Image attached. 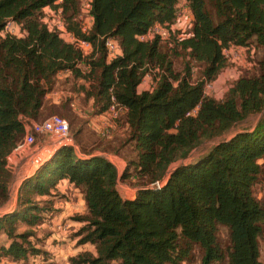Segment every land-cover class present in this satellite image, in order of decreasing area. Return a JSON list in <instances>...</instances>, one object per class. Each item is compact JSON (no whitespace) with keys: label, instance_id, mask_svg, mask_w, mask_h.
<instances>
[{"label":"trees","instance_id":"1","mask_svg":"<svg viewBox=\"0 0 264 264\" xmlns=\"http://www.w3.org/2000/svg\"><path fill=\"white\" fill-rule=\"evenodd\" d=\"M179 1L91 0L92 26L84 31L79 0H0V207L9 201L12 181L7 158L25 134L20 117L40 121L58 76L91 85L86 95L101 105L96 115L106 113L114 97L125 108L127 127L123 136L103 139L89 152L61 147L25 180L16 208L0 216V236L9 239L0 258L42 256L34 229L54 206L39 198L57 196L66 180L87 208L75 220L83 226L74 238L96 250L79 253L70 264H192L195 247L200 264H264V204L255 194L264 173V120L170 171L204 143L264 111V0H186L192 17L187 38L173 29ZM46 8L61 11L67 32L91 45L89 54L49 30L42 20ZM9 22L23 36H3ZM156 25L168 37L139 39ZM109 38L122 50L110 61ZM253 46L263 52L257 72L239 77L221 100L206 95L205 86L229 67L225 50L250 52ZM178 56L186 61L183 72L174 69ZM194 68L200 78L194 79ZM148 75L153 88L139 92ZM127 146L134 157H125L121 176L102 156L81 157L102 150L122 158ZM118 179L140 186L133 199L122 198ZM157 182L162 185L153 189ZM19 225L28 230L19 232Z\"/></svg>","mask_w":264,"mask_h":264},{"label":"rangeland","instance_id":"2","mask_svg":"<svg viewBox=\"0 0 264 264\" xmlns=\"http://www.w3.org/2000/svg\"><path fill=\"white\" fill-rule=\"evenodd\" d=\"M90 6H91V0H79V7H80V13L78 16L79 21H81L83 27V30L88 31L92 26V19L90 16ZM51 10V9H49ZM53 12V10H52ZM42 17L45 19V21L49 22L51 26H54L53 20V14L49 11L45 13V11L42 14ZM191 18L190 16H186L179 22H176L175 26L173 27L174 31L177 33V36L179 38H187L189 36L190 28H191ZM12 34L18 37L23 36V32L21 30V27L14 23L10 22L9 27L3 32V36L6 34ZM164 36H167V33L164 31L162 32ZM168 37V36H167ZM241 53L235 57L229 58V67L222 71L217 78L215 82H212L213 86L208 91V95L214 97L217 100H221L225 95H227L228 91L233 87L234 82L241 76L246 74H253L256 73L258 70V63L262 60L263 52L261 49L257 48L256 46H253L251 48V51L248 52L247 50L240 48L239 49ZM185 59L183 56H178L174 59V69L177 72H183L185 69ZM193 76L194 79L200 78V71L198 72L197 68L193 69ZM152 84V76L145 77L144 81L139 87V92L148 90L150 88H153ZM86 87V88H85ZM85 88V89H84ZM84 89V90H83ZM87 90L91 91V85L89 83H85L81 80L73 79L68 74L62 75L60 79H55L52 85L49 87L48 94L50 96V99L45 101V110L43 114L40 116V121L42 122L45 119L51 117V116H58L69 124L70 133L68 134L69 140L67 141L70 146H73L78 153L80 154V150L83 148L87 152H89L92 148L97 146L100 141L103 139L105 140H111L110 138H104L103 128L107 127L108 125L114 127V135L112 134V137H118L123 136V133H118L119 131V123L118 120L112 119L108 115H102L101 117L96 118V112L100 108L101 105L98 107L95 106L94 102L92 101V98H88L86 95ZM56 102H53L54 100ZM123 114L119 116L118 119L121 118ZM95 119V120H94ZM114 120V121H113ZM123 119L121 118L120 121ZM264 120V111L257 115H252L245 121L236 124L227 134L224 136L204 143L202 146H200L198 149L194 150L192 153V156L185 160V162H179L177 164H174L171 166L170 171L177 168L182 163H188L194 159L200 158L202 155L207 153L213 146L233 138L236 134L243 132V131H251L253 130L258 123ZM38 140L47 141L50 144L46 145L51 151H55L60 149L58 147L60 145L58 139L52 138L50 136H36V142ZM125 140V139H124ZM82 145V146H81ZM80 146V147H79ZM81 148V149H79ZM38 150L39 148H33L32 150ZM33 151H30L26 156L22 157L21 163L24 166V161L31 155ZM130 146H127L123 151L122 155L123 157L117 156L115 153H107L102 150H98L95 154L98 156H105V157H112L114 158V161L116 160L117 163L121 164L122 160L123 162H126L125 157L133 158L134 154L132 153ZM94 155V154H92ZM21 157H18L20 159ZM17 159V161H18ZM15 161V160H14ZM15 161V162H17ZM20 160L18 161V163ZM260 164L264 166V159L260 161ZM22 167V166H21ZM29 168H24L21 170H13L11 171L12 174V186L10 190V196L9 201L4 205L0 207V216L2 217L5 214L11 213L17 206L18 201V194L17 189L18 185L21 182V179L23 176H25L27 170ZM156 184V183H155ZM153 184V185H155ZM11 185V184H10ZM140 186L134 183H131L129 181H124L122 179H119L118 189L122 192L125 191L129 193L133 190H138ZM129 190V191H127ZM67 195H62V193L57 194V196H54L55 199L47 198V199H39L41 202H44L47 200V202H52L53 206L55 207L56 202L65 201V199L70 201L78 200V197H71L72 194H80V193H73L72 191L67 190ZM255 194L258 197V199L261 200L264 204V173L260 177L256 187H255ZM61 195L62 197H60ZM69 195V196H68ZM68 198V199H67ZM39 201V202H40ZM53 207V208H54ZM53 211V210H52ZM59 213V209L54 208V211L49 213L48 216H45V222L46 228L45 229H38L37 227L34 229L36 236L37 233L41 234V238L37 239L38 244L37 246L41 248L42 250V256H33L31 255L27 260H22L19 262H16L8 257H1L0 258V264H57V263H49L48 258L53 257V252L49 251L46 246L47 236L56 234V235H62L61 237H66L67 239H73L75 237V234L82 228V224L80 222L75 221L80 216L85 215V213H73L69 217V221L75 226L71 227V229L65 230V224L66 221L62 222L61 226L52 227L51 218H53L54 215H57ZM69 223V222H68ZM70 225V224H68ZM19 232H26L28 230L27 227L19 225ZM75 239V238H74ZM35 240V239H32ZM61 238H59V241ZM220 240L223 242L224 245L228 242V235L227 230L225 228L220 229ZM8 237L5 235L4 238H0V248L4 246L5 244H8ZM59 241H54L52 246H55L56 243ZM261 247H262V253L261 258L264 260V236L261 240ZM43 258V259H42ZM70 258H66L64 260V263L67 264V261L69 263ZM201 252L198 249V247L194 248L193 255L190 258V262L192 264H200L201 263ZM70 264V263H69ZM117 264V263H113Z\"/></svg>","mask_w":264,"mask_h":264},{"label":"built area","instance_id":"3","mask_svg":"<svg viewBox=\"0 0 264 264\" xmlns=\"http://www.w3.org/2000/svg\"><path fill=\"white\" fill-rule=\"evenodd\" d=\"M46 9H44L43 12L45 11L46 13L49 11L50 13L53 14L52 21L54 22L53 23L54 26H51L49 22L45 21V19L42 17L43 22L47 25L49 30L58 32L67 42L75 44L85 55L89 54L92 48L91 45L86 41L77 40L74 35L67 32L64 20L62 19L61 11L53 10L52 12V10H49V8H46ZM177 9L178 11H177L176 22H179L186 16L191 15L186 0L184 1L180 0L177 4ZM191 21H192V18H191ZM9 25H10V22L7 24L5 30L9 27ZM162 32H164V30H162L159 25H156L147 34L140 36L139 39L141 41H148V40L153 39L156 34H160L164 38H166L167 36H164ZM105 45L107 48L109 61L122 54L121 47L119 46L117 41H115L114 39H111V38L107 39L105 42ZM239 52L241 53V51L238 48L236 49L232 48L230 50H225L224 53L228 58H231V57L237 56ZM212 86H213L212 83H208L205 86L206 95H208V91L209 89L212 88ZM151 89L152 88L148 90H151ZM124 111H125V108H122L121 106H119L116 103L115 98L112 97L110 108L103 115L106 114L110 116L112 119L118 120L119 116L123 114ZM195 112H193V114H195ZM20 120L22 121V124L24 126L25 134H24L23 141L17 146V148L7 158V168L10 171L14 170V167H13L14 160L17 161L18 157H21V156L24 157L30 151H33L32 149L35 148V146L37 145L36 136L42 135V136H50L52 138H56L60 140L59 141L60 145L58 146L60 148L63 146L69 145L67 141L69 140L68 134L70 133V128H69V124L64 119L58 116H51L42 122H37L27 117L21 116ZM113 133H114L113 126L108 125L107 127L103 128L102 135L104 138H107V139L111 138ZM56 151L57 150L51 151L46 146H43L38 150L37 149L34 150L31 153V155H29L28 157L31 169L34 168L32 169L33 171L31 172L30 175L31 176L35 175L36 172L39 170V168H41L44 164L48 163L51 160V158H53ZM103 157L117 169L119 176H121L123 172L125 171V169L127 168V162L122 161V163L119 164L117 163L116 160L114 161V158L112 157H105V156ZM118 184H119V179L117 181V187H118ZM161 185H162V182H157L155 185H153V187L158 186V188H160ZM118 191L123 199H133L137 194V190L130 191L129 193L125 191L123 192V190L121 192L119 189Z\"/></svg>","mask_w":264,"mask_h":264},{"label":"crops","instance_id":"4","mask_svg":"<svg viewBox=\"0 0 264 264\" xmlns=\"http://www.w3.org/2000/svg\"><path fill=\"white\" fill-rule=\"evenodd\" d=\"M190 18H192L191 15H190ZM61 76H58L57 79H60ZM147 77H149V75L146 76V78ZM48 99H50L49 95L46 96L45 101H47ZM53 102H56V101L54 100ZM102 115H96L95 119H97V117H101ZM118 123H119V126H118L119 131H118V133L121 132V133L124 134V130L127 128L126 125H124V121H118ZM113 135H114V133H113ZM118 137H121V136H118ZM48 144H50V143L47 142V141H43L42 142L41 140H38L36 148L40 149L41 147L46 146ZM79 149H81V148H79ZM95 153H93V154L97 155ZM19 160H20L19 163H18V161L17 162L14 161V163H13L14 170H17V169L21 170V169H24V168L25 169L29 168V169L27 170L25 176L22 177L21 182L18 185L17 194H19V189H20L21 185L25 182V180H27L29 178H32L34 176V175H32V176L30 175L31 172L33 171L32 169H34V168L31 169L30 162H29L28 158L24 161L25 162L24 166L21 163V161H23L22 158H20ZM11 186H12V183L9 186L10 190H11ZM10 190H9V196H10ZM67 190L72 191L73 193H80L79 195L78 194H72V196H71L73 198L75 196L78 197L77 198L78 200H75V201L73 200V201L68 202L65 199V201H60L59 203L56 202V205H55L54 208L59 209V213H57V215H54L53 218H51V223H52L51 226L52 227L61 226L62 222L66 221V224H65V227H64L65 230L71 229V227L74 226L68 220L69 217L71 216V214H73V213H86V210H87L86 203L84 201V196L80 192V190L75 189L72 185H69V183L66 180L61 181L59 183V185H58V192L62 193V195H67V193H66ZM53 194H55V193H53ZM47 198L46 197H42V198H39V199H43L44 200V199H47ZM53 198L55 199V197H53ZM68 224H70V225H68ZM37 228L38 229H45L46 228V224L43 223L40 226H38ZM61 236L62 235H60V234L59 235L52 234V235L47 236L48 239L46 241V244H47L46 248L49 251L53 252V257L52 258L51 257L48 258V262L49 263L65 264L64 260L66 258H72V257L78 255L79 253L87 252V251L91 252L93 254H96V250H95V248L92 245H90V244L78 245L77 244L78 239H74V238L73 239H67L66 237L62 238ZM4 237H5V235H1L0 236V238H4ZM37 238L38 239L41 238V234L40 233H37ZM59 238H61L60 241H59ZM54 241H59V242L56 243L55 246H52ZM4 246H8V244H5ZM260 250H261V254H263L262 253V247H260ZM262 261L264 263V260H262ZM67 264H69L68 261H67Z\"/></svg>","mask_w":264,"mask_h":264},{"label":"water","instance_id":"5","mask_svg":"<svg viewBox=\"0 0 264 264\" xmlns=\"http://www.w3.org/2000/svg\"><path fill=\"white\" fill-rule=\"evenodd\" d=\"M77 151V150H76ZM77 153H78V151H77ZM79 154V153H78ZM98 155H90V156H84V155H81V157L83 158V159H90V158H93V157H97ZM103 157V156H102ZM156 188H158V186H154L153 187V189H156Z\"/></svg>","mask_w":264,"mask_h":264}]
</instances>
